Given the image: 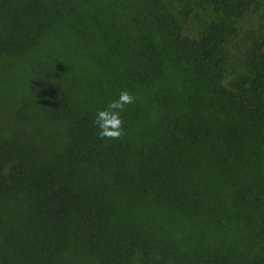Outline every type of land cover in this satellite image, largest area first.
Segmentation results:
<instances>
[{
  "label": "trees",
  "instance_id": "trees-1",
  "mask_svg": "<svg viewBox=\"0 0 264 264\" xmlns=\"http://www.w3.org/2000/svg\"><path fill=\"white\" fill-rule=\"evenodd\" d=\"M0 264H264V0H0Z\"/></svg>",
  "mask_w": 264,
  "mask_h": 264
},
{
  "label": "clouds",
  "instance_id": "clouds-1",
  "mask_svg": "<svg viewBox=\"0 0 264 264\" xmlns=\"http://www.w3.org/2000/svg\"><path fill=\"white\" fill-rule=\"evenodd\" d=\"M136 97L128 90H121L118 98L109 102L107 107L98 111L94 124L98 128V136L102 140L121 139L125 135L124 119L121 115L126 106L135 103Z\"/></svg>",
  "mask_w": 264,
  "mask_h": 264
},
{
  "label": "rangeland",
  "instance_id": "rangeland-1",
  "mask_svg": "<svg viewBox=\"0 0 264 264\" xmlns=\"http://www.w3.org/2000/svg\"><path fill=\"white\" fill-rule=\"evenodd\" d=\"M184 34L194 37L196 35V27L192 17L188 18L183 24ZM241 71V64L239 61V52L237 48L229 49V57L225 64L224 83L228 86L230 81L234 79Z\"/></svg>",
  "mask_w": 264,
  "mask_h": 264
}]
</instances>
